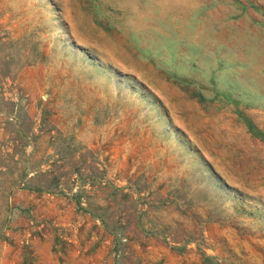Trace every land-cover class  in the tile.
<instances>
[{"label":"rangeland","instance_id":"obj_1","mask_svg":"<svg viewBox=\"0 0 264 264\" xmlns=\"http://www.w3.org/2000/svg\"><path fill=\"white\" fill-rule=\"evenodd\" d=\"M0 264H264V0H0Z\"/></svg>","mask_w":264,"mask_h":264}]
</instances>
